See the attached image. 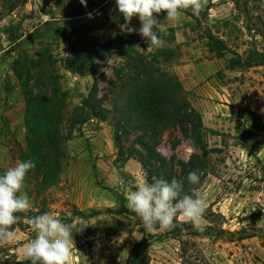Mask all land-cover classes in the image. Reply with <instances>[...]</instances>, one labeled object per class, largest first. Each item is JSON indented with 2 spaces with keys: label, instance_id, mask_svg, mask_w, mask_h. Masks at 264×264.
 I'll return each instance as SVG.
<instances>
[{
  "label": "rangeland",
  "instance_id": "obj_1",
  "mask_svg": "<svg viewBox=\"0 0 264 264\" xmlns=\"http://www.w3.org/2000/svg\"><path fill=\"white\" fill-rule=\"evenodd\" d=\"M14 2L16 0H0V175L21 161V152L27 146L26 100L23 81L15 69L23 74L31 71L35 78L46 77L47 83L51 72L57 75L61 88L70 92L69 111L89 94L94 83L93 75L96 74L99 79L98 96L106 107L112 109L115 93L111 91V83L117 79L115 69L122 63L120 57L104 61L100 57L88 61L86 67L89 74L84 76L67 71L63 61L71 52L73 41L95 36L105 42L117 34H127L120 31L119 25L125 21L115 0H86V6L80 0H21L10 11ZM249 8L247 16L236 9L231 0H208L199 16L193 15L190 9L184 11L178 21L168 20L166 13L158 14L157 19L166 25L168 32L163 37L166 40L164 47L174 51L171 63L166 67L176 72L175 67L184 58L198 62L215 58L216 52H210L208 48L207 35L210 31L228 45L225 64L236 53L245 55L249 48H257L264 53V37L258 33L264 32V0H251ZM44 12L50 14L47 21L42 18ZM88 13L92 14V18L88 17ZM226 20L230 23L225 24ZM130 26L137 29L134 33L138 36L141 51L155 52L156 49H147L148 42L138 34L141 26L138 17L133 18ZM11 35L17 39L10 40ZM173 36L175 39L171 40ZM178 37L183 41H179ZM187 47L194 51L187 50ZM261 67L260 70L241 69L242 74L236 78L244 84L246 80L254 79L253 75L246 73L264 71V66ZM229 75L224 69L217 73L223 81L231 79ZM48 87L52 89L50 84ZM34 90L39 91L38 88ZM240 116L234 134L225 132L219 137L215 133H206L209 147L207 172L226 176L221 182L225 190L218 193V198L229 192L235 179L247 178V186L238 193L245 198L246 207L251 208V212L247 209L244 212L246 217L252 218L246 233L254 231L262 244L264 232L260 229L264 231V227L257 225L253 219L259 214L264 216V109L258 104L244 105ZM92 119L78 126L68 142V158L59 184L39 190L37 179L26 175L22 191L29 196L31 208L16 214L21 217L12 226L16 237L10 244L0 246V256L7 257L3 264H29L24 257L25 248L35 238L36 232L28 221L44 213L75 225L73 264H125L134 244L145 236L150 238L146 250L150 264H182L180 240L161 231L147 232L126 206L125 193L136 190L139 184L147 181V172L135 159L125 166L113 158L118 155L113 121ZM259 125H262L261 130L256 128ZM67 126L66 122L64 127ZM246 135L248 142H244ZM136 137L132 134L125 142L126 147H136L147 155ZM158 149L167 158L175 156L177 160L184 161L192 154L203 153L200 146L179 128L163 132ZM237 152L239 155L235 158ZM99 163L105 165L108 171L110 169L113 174L110 178L101 174ZM121 167L124 169L121 170ZM175 171L178 176L180 167L177 164ZM206 181L207 178L204 179ZM248 185H251L250 189ZM192 189L190 195L204 198L201 188ZM209 200H206L208 208L204 214V230L192 239L203 250V244L211 243L212 234L216 233L218 238L230 243L226 257L236 254L238 264H264V253L248 250L238 239L244 227L236 230L233 236L220 231L226 218L214 214L219 212L213 210ZM204 236L208 239L201 240ZM206 256L212 263L210 256Z\"/></svg>",
  "mask_w": 264,
  "mask_h": 264
},
{
  "label": "trees",
  "instance_id": "obj_2",
  "mask_svg": "<svg viewBox=\"0 0 264 264\" xmlns=\"http://www.w3.org/2000/svg\"><path fill=\"white\" fill-rule=\"evenodd\" d=\"M231 1L236 9L249 16L251 0ZM17 2L21 0L12 3L10 11L17 7ZM229 23V20L225 21V24ZM258 33L264 37L263 31ZM207 38L209 51L216 52L215 57H224L228 50L225 40L216 37L212 31ZM16 39L11 35L10 40ZM174 39L175 36L171 38ZM114 56L120 57L122 63L116 67L117 79L111 83V91L115 93L112 109L106 107L98 96L99 79L96 74L93 75L94 83L89 94L69 111L70 92L61 88L57 75L51 72L47 83L46 77L35 78L31 71L23 74L15 69L23 81L26 100L27 146L21 152V161L31 160L36 165L27 175L37 179L39 190L59 184L68 158V142L73 138L74 131L92 118H98L103 121L112 120L114 123V144L118 151V162L125 165L130 159H135L147 172L148 183L153 181V177L169 182L176 179L183 183L181 195L192 194V188L198 190L208 174L209 147L206 133L216 132L204 126L202 114L190 101L179 75L166 67L174 56L173 49L163 47L155 52L144 53L135 33L117 34L105 42L95 36L84 37L72 42L71 52L64 59L63 66L67 71L84 76L89 74L86 67L88 61L100 57L104 61ZM254 66H264V53L257 48H249L245 55L236 53L229 58L226 68L235 70ZM49 84L52 88L50 90ZM66 122L68 126L64 127ZM170 128H179L184 135L192 138L202 149V155L192 154L187 161L163 155L158 146L163 132ZM256 128L261 130L262 125ZM132 134L137 135V142L147 155L136 147H126L125 142L129 141ZM246 137L247 135L245 139ZM176 164L180 167L178 176L175 171ZM192 171L201 174L199 184L188 182V173ZM214 214L225 219L220 213ZM175 222L177 226L174 230L163 233L180 240L182 264H212L198 243L192 239L193 236L200 235V232L178 216ZM220 231L232 236L235 234L223 228ZM260 231L264 232L262 229ZM240 232L239 240L258 236L254 231L246 233V228H242ZM149 244L148 236L136 242L125 264H150L146 252ZM262 245L264 246V241ZM28 262L30 264L27 260Z\"/></svg>",
  "mask_w": 264,
  "mask_h": 264
},
{
  "label": "clouds",
  "instance_id": "obj_3",
  "mask_svg": "<svg viewBox=\"0 0 264 264\" xmlns=\"http://www.w3.org/2000/svg\"><path fill=\"white\" fill-rule=\"evenodd\" d=\"M80 3L86 6V0H80ZM207 3L208 0H115L125 21L119 25L121 33L137 32L130 25L133 18L138 17L141 25L138 34L148 42V50L160 49L166 44L163 37L168 34L167 27L157 19L158 14L166 13L168 20L178 21L189 9L193 15L199 16ZM87 15L92 18L91 13ZM35 166L31 160L17 161L14 167L0 175V246L15 239L12 226L21 219L16 214L31 208L30 198L22 189L27 173ZM200 175L198 171L189 172L187 180L190 184H199ZM182 191L181 181L172 179L169 182L153 177L151 183L145 181L136 190L125 193L126 206L149 233L174 230L178 215L196 230L203 231L204 214L208 208L206 199L199 195H181ZM28 223L36 232L24 253L30 264H73L74 224H66L50 213L32 217ZM4 260L7 257L0 256V264Z\"/></svg>",
  "mask_w": 264,
  "mask_h": 264
},
{
  "label": "crops",
  "instance_id": "obj_4",
  "mask_svg": "<svg viewBox=\"0 0 264 264\" xmlns=\"http://www.w3.org/2000/svg\"><path fill=\"white\" fill-rule=\"evenodd\" d=\"M180 38L178 37V40L183 41ZM187 50L194 51L191 48ZM225 61L224 57H215L211 60L204 59L199 62L184 58L183 62L175 67L176 73L179 75L184 88L189 94L190 101L202 114L204 126L207 129L214 130L216 132L215 135L219 137L225 132L232 134L236 132L235 125L241 119L240 110L244 105L258 104L264 109V71H250L246 73L253 75L254 79L246 80L244 84H240L241 80H238L236 77L242 74V70L239 68L235 70L227 69ZM261 68V66H254L248 69L260 70ZM223 69L230 74L231 79L223 81L217 77V73ZM241 90H244V93H241ZM244 142L248 141L244 140ZM236 154L235 158L239 153L237 152ZM113 158H116V156L114 155ZM132 161L133 159L127 161L125 166ZM99 166L101 174L104 177L110 178L113 175L110 173V169L108 171V168L102 163H99ZM120 169L124 168L121 167ZM209 177H212V179H208ZM225 177L216 176L209 172L206 176L207 181L200 187L202 196L206 200L211 199L209 200V205L212 206L213 210L225 216L226 220L222 225L224 229L235 232L242 227L248 228L252 218L246 217L244 212L245 209L251 212V208L246 207L245 198L238 194L247 186L245 181L247 178H241V180L235 179V181L231 182L229 192L221 194V198H218V193L225 190L221 184ZM80 181L81 178L79 179ZM110 184L112 183L110 182ZM248 186V189H250L251 185ZM182 218L180 217L179 219L184 220ZM262 219H264V216L259 214L255 216L253 221H256L260 227H264V220ZM212 238L211 243L203 244V250L206 255L210 256L212 263L238 264V260L235 259L236 254L230 258L226 257L227 248L230 243L218 238L216 233L212 234ZM207 239L204 236L201 240ZM241 242L250 251L257 254L264 253V246L261 244L258 236L246 238L241 240ZM233 243L235 244V242Z\"/></svg>",
  "mask_w": 264,
  "mask_h": 264
},
{
  "label": "built area",
  "instance_id": "obj_5",
  "mask_svg": "<svg viewBox=\"0 0 264 264\" xmlns=\"http://www.w3.org/2000/svg\"><path fill=\"white\" fill-rule=\"evenodd\" d=\"M13 15L16 16V12H15V11L13 12ZM41 15H42V18H43L45 21H47V20L50 19V14H49L48 12H44V13H42ZM92 121H95V119H92Z\"/></svg>",
  "mask_w": 264,
  "mask_h": 264
}]
</instances>
